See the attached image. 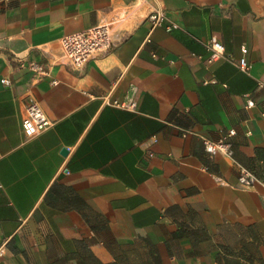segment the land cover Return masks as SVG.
I'll return each mask as SVG.
<instances>
[{"label": "crops", "instance_id": "crops-1", "mask_svg": "<svg viewBox=\"0 0 264 264\" xmlns=\"http://www.w3.org/2000/svg\"><path fill=\"white\" fill-rule=\"evenodd\" d=\"M100 23L113 45L72 66L62 37ZM262 85L264 0H0V264H264V187L239 184L264 179Z\"/></svg>", "mask_w": 264, "mask_h": 264}, {"label": "built area", "instance_id": "built-area-1", "mask_svg": "<svg viewBox=\"0 0 264 264\" xmlns=\"http://www.w3.org/2000/svg\"><path fill=\"white\" fill-rule=\"evenodd\" d=\"M149 20L153 29L164 24L166 20V14L163 9H156L150 13ZM171 28L172 27H168L169 30H171ZM61 41L63 46V57L72 66L81 68L97 53L106 51L113 45L112 27L108 23H100L82 31L67 34L62 37ZM210 47L214 51L208 60L210 63L222 58L233 60V57L225 56V46L218 39L212 38L210 40ZM242 51L244 55L237 60L238 66L243 71L250 72L251 65L245 55L248 51L247 47L243 46ZM32 67L37 69V71L44 70L42 67H39L36 64H33ZM3 83L10 84V80L4 78ZM115 104L128 109H136L137 107V102L135 99L125 102L115 101ZM246 104L248 107H253L255 105V101L248 96ZM51 124L52 121L49 119L39 102L33 100L27 106L26 114L22 119V129L25 135L27 137H33L49 128ZM235 134L236 130L232 129L229 131L228 135L221 140L205 138L204 144L206 150L212 156L223 153L232 157L234 151L230 137ZM249 134H251V131H249ZM216 179L220 183L225 182L220 176H216ZM257 183H260L264 187V179H260L249 169L241 167L239 174V184L244 187H249Z\"/></svg>", "mask_w": 264, "mask_h": 264}, {"label": "water", "instance_id": "water-1", "mask_svg": "<svg viewBox=\"0 0 264 264\" xmlns=\"http://www.w3.org/2000/svg\"><path fill=\"white\" fill-rule=\"evenodd\" d=\"M64 152H66V150Z\"/></svg>", "mask_w": 264, "mask_h": 264}]
</instances>
